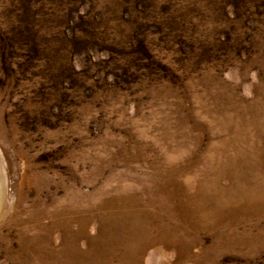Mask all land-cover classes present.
<instances>
[{
    "label": "rangeland",
    "instance_id": "1",
    "mask_svg": "<svg viewBox=\"0 0 264 264\" xmlns=\"http://www.w3.org/2000/svg\"><path fill=\"white\" fill-rule=\"evenodd\" d=\"M61 1L0 0V264H264V0Z\"/></svg>",
    "mask_w": 264,
    "mask_h": 264
},
{
    "label": "trees",
    "instance_id": "2",
    "mask_svg": "<svg viewBox=\"0 0 264 264\" xmlns=\"http://www.w3.org/2000/svg\"><path fill=\"white\" fill-rule=\"evenodd\" d=\"M57 1L60 2L61 0H57ZM9 2L11 4L10 5L11 12H13V16H12L13 19L16 18V15L23 17L24 12H21V10H24L23 7L18 8L16 6L17 4L19 5L21 0H9ZM60 3L62 4V1ZM65 5L68 6L67 9L69 10V12H71V14H68L67 10H66L67 12L65 11V13H64L65 15L63 16V18L64 17L66 18V19L64 18V21L66 20L65 25H64V23H63V25H61L60 22L57 23V21H55L56 22L55 26L57 27V30H58V31L56 30V32H55L56 33V40L62 42L66 46H69V45L73 46V48H74V46H75V48H76V46H78V47L83 46L84 47L86 44H88L89 40H92V39L88 38V36H90V33L84 29H82L80 31L78 30L80 25H77L72 21L77 16H76V14H74L75 13L74 9L70 8L71 2L68 1V2H66ZM57 8H58V5H57ZM77 18L81 19L80 17H77ZM61 19H62V15H60V20ZM68 21L74 23L73 28L72 29L68 28V32H66V31L62 32V29L68 24ZM79 23L82 24L81 22H79ZM76 51L79 52L80 50L76 49Z\"/></svg>",
    "mask_w": 264,
    "mask_h": 264
}]
</instances>
